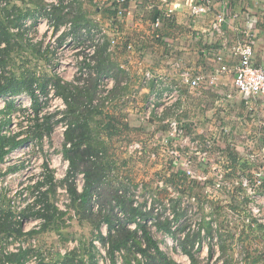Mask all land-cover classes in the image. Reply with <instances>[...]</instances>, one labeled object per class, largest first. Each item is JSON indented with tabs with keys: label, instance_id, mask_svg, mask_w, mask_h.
Here are the masks:
<instances>
[{
	"label": "crops",
	"instance_id": "1",
	"mask_svg": "<svg viewBox=\"0 0 264 264\" xmlns=\"http://www.w3.org/2000/svg\"><path fill=\"white\" fill-rule=\"evenodd\" d=\"M91 1L97 8L94 16L86 18L105 26L109 39L118 43L109 51L107 42L121 76V88L112 95L107 112L108 120L114 119L112 123L116 125L111 126V133L107 131L106 138L111 164L116 165L122 157H137L129 152L128 156L117 153L114 148L122 142L114 143L113 138L118 134L131 137L134 129L130 117L136 115L143 121L138 127L137 141L144 150L138 158H147L156 167L172 166L167 181H174L179 193L185 188L181 183L188 181L183 160H167L155 137L164 136L173 120L189 137L195 151L209 153L210 162L195 167L210 177L209 182L221 174L235 183L252 177L257 169H264V100L237 90L234 68L238 60L232 51L237 43L249 42L254 49V64L264 67V0L215 2L201 16H193L190 0H127L126 16L115 19L109 15V9L117 4L116 0ZM219 16H223L224 22L214 29ZM223 66H227V72L221 71ZM185 70L202 78L199 87L182 81L181 73ZM207 142L212 143L211 148L204 146ZM181 150L188 153V147ZM127 165L130 168V160ZM224 189L216 198L205 195L211 215H218L225 223V233L230 223L238 228L246 264H264V255L257 251L264 246V225L250 219L249 200L242 186L233 184ZM257 192L263 200L264 182ZM261 208L264 213V204ZM246 219L254 226L247 225ZM225 249L229 248L223 243Z\"/></svg>",
	"mask_w": 264,
	"mask_h": 264
},
{
	"label": "rangeland",
	"instance_id": "2",
	"mask_svg": "<svg viewBox=\"0 0 264 264\" xmlns=\"http://www.w3.org/2000/svg\"><path fill=\"white\" fill-rule=\"evenodd\" d=\"M2 2L5 3L1 5L0 2V12H2V16H4V10L10 11L14 6L21 8L24 14L28 9H32V11L37 9L35 7L36 0H2ZM46 5L48 4L46 0H44L43 6ZM96 8L97 5L89 0H76L72 7L77 13L84 12L87 15L93 16ZM36 14L37 17L44 20H53L48 17L44 11H40V13ZM71 19L72 17H69L60 25L64 26L65 23L71 22ZM89 19L91 20V25H96V22H93L95 21L93 18ZM55 24L57 23L55 22ZM74 34L76 37H79L78 31L74 32ZM68 37L69 33L66 32L62 34L58 38L59 44L63 45ZM20 40L23 41V46H21ZM75 42V45L82 43L78 39H75ZM17 43H19V45L14 46L9 52V58H7L8 60L6 59V63L1 65L6 73V78H20L22 75L29 76L30 74H34L39 83H50L52 80V83L56 85L58 94L63 98L65 95H68L71 99L69 92L62 91L54 82L56 79L60 80L54 71V63L58 58L56 57L57 51L55 49H49L50 44L43 29L37 27L31 28L27 34L25 32L23 38L17 37ZM38 50H42L44 54H39ZM3 55L5 54L3 53ZM74 56L73 49H69L62 55V60L66 63H70L73 61ZM37 73H40V77H38ZM99 78L96 72L92 70V76L86 83L87 86H85L87 89L91 90L92 93L95 88L93 97H90L89 91H84L86 89L84 87L80 88L73 84H62L61 80L60 83L72 92H74V89L83 91L77 96L78 113L83 114V116L93 115L90 119L92 124L91 128L95 134L94 139L97 137L98 140L95 139L96 144H100V146L103 147L100 150L102 156H100V159L95 160L98 164L101 163L100 173L101 176H103V181L99 185V188L95 190L92 199L86 207L80 208L74 206L73 197L71 196V202L68 204L69 212H59L52 223L46 227L43 226L40 231L32 235L38 240V246L36 249L24 251L27 253L29 252L27 264H40V261H42L43 264L58 263L64 259L60 250L67 251V255L69 253H74L77 262L83 260V262L86 261L90 263L94 261L98 255L93 241L101 238L99 234L100 229L106 226L109 230L119 225L116 233H114L115 235H113V239L121 236L124 227L129 231H138L136 241L139 242L143 248H146L142 232L138 229L139 224L146 226L164 257L173 264H177L171 255L176 245L190 257H193L191 264H219L204 260L203 248L197 247L200 243H202V245L203 243L207 244V240H203L202 238L201 232L203 229H206L209 234L213 233V235L218 238L214 246L218 247L222 256L221 260L224 262L223 264H245L241 263L240 257L242 255L239 254L245 251V249L241 247L242 243L239 241L235 244V235L230 229L227 233L224 232L225 223L220 220L218 215H214L213 221L214 223H218L219 227H217V229L212 228V230L207 229L210 222L206 223L205 217L211 214V210H209L210 207L208 206L209 204H207L209 200L205 197L206 194L203 186L198 187L192 185L193 187L184 188L179 195H177L174 186L167 182V179H169L167 175L171 173L172 166H162V168L156 167L155 163L148 162L147 158H145V161L139 159L138 156L140 154L137 152L131 153L137 154V157L134 159L135 155H132L129 158L130 168H127V162L129 160L123 157L119 159L116 165L110 163V151L106 140L107 131L104 130V125L107 121V112L111 109L112 103L108 105L103 103L102 106L99 105L101 106L99 109H96L92 113L86 108L87 104L90 103V98L94 100L98 97ZM119 105L122 107L124 106L123 104ZM43 106L44 113L52 114L47 116L45 121L48 119L50 125L52 122L53 128H57L60 124L58 112L51 110L52 103L50 104L49 100H46ZM135 106H137V104H135ZM10 110H12V108ZM5 114H7V112ZM67 115L71 124L73 123L76 125L79 122L75 117L69 115V112ZM36 119L20 118L18 120V134L32 141L33 144L29 145L27 149L22 148L16 155L10 154L6 158L5 163L2 164L3 166H0V218L7 217L8 220L15 225V228H18V224L22 219L23 232L25 233L24 236L23 234L19 235L17 233L12 236L7 235L5 232L0 233L1 261L4 257L14 256L21 252H14V250H17L15 241L25 236H31L25 232V230L30 227V218L34 219L39 217L37 215L38 211L36 210V206L33 204V192L36 193L33 188V182L42 176L40 170L45 168V164L47 163L46 159L49 160V165H51V160L54 155L65 153L64 147L67 141L66 137H60L54 131H42V136H48V140L45 141L46 144H44L45 149L42 148V137L39 138L40 132L36 128L38 123ZM42 121L43 118H40V122ZM130 124L134 129L131 137L124 136L123 134H118L115 137L112 135L115 139L114 143L122 142L120 147H116L117 149L114 148V150L122 156H124V154L126 156L130 155L127 150L129 145L140 143L137 141V137H139L138 127L143 125L142 119L133 115L130 117ZM125 143H127L126 146H124ZM124 161L127 162L124 163ZM84 169V167H80L79 172H84ZM54 181L56 188L58 185H62L66 182L60 179ZM71 184V182L67 183L68 186ZM166 184H169L170 190L166 189ZM211 184H213V182H208L207 185L209 186ZM56 188H53L48 196L40 199L41 202L45 203L46 207L47 204L49 206H54L57 200ZM190 189L192 191H190ZM222 190L224 191L225 189L223 188ZM194 196L197 198V201L190 202L188 197ZM95 203L99 205V210L93 208ZM149 204L151 205V210L144 212L142 208L148 207ZM134 209H140L143 214H136V220H134ZM119 212H122L124 217L120 218L118 215ZM49 213L53 214V210ZM72 213H75V217H72ZM138 219H140V221ZM135 224L136 228H133ZM223 234H226V236H223ZM109 235L110 233L105 237L106 239L108 238L107 242L111 247L113 239L110 238ZM100 242L103 244L102 241ZM223 243L226 248L229 249L223 250ZM237 246L239 248H237ZM124 249L125 254L122 262L124 261V263L128 264L130 261L134 260L135 263H137V250L132 242L129 243V248L125 247ZM254 249L257 250L255 246ZM257 251L264 255V246H260ZM149 254L156 255L154 250L149 251ZM31 255L32 258L37 257L36 263L29 260V256ZM159 259V257L156 259V264H165Z\"/></svg>",
	"mask_w": 264,
	"mask_h": 264
},
{
	"label": "built area",
	"instance_id": "3",
	"mask_svg": "<svg viewBox=\"0 0 264 264\" xmlns=\"http://www.w3.org/2000/svg\"><path fill=\"white\" fill-rule=\"evenodd\" d=\"M73 0H65V5L69 4ZM224 0H190V8L193 16H201L206 14L211 5L215 2H221ZM48 11H51L53 5L58 4V0H46ZM126 2L127 0H116L117 5L114 6L113 10L117 12L116 16L118 18H124L127 14L126 10ZM5 3L1 2V5ZM224 22L223 16H219L217 21L214 23L213 28L219 29L221 24ZM39 28L43 29L44 33H46L48 41H49V49H55L57 51L56 57H58L54 63V71L58 75L62 84H73L78 87L87 86V82L92 76V69L96 65V54L100 46L104 45L107 42H110L109 51H112L114 47L118 45L115 39H109V34L107 28L105 26H101L100 24L91 25L88 28H82L79 33V37H76L73 31V23H65L64 26L60 25L56 26L54 20H44L39 17L34 18H26L22 21V31L27 32L30 31L31 28ZM19 31L18 28L12 29V32L17 33ZM69 33V37L67 41L61 45L59 44L58 38L64 34ZM75 39L81 41V44L75 45ZM5 45L2 44L1 48ZM73 49V53L75 56L73 57V61L70 63H66L62 60V55L66 53L67 50ZM233 54L236 56L238 62L236 67L234 68V81L237 90L243 95H250L252 98H262L264 100V67L256 66L254 64V49L253 46L249 42H241L237 43L233 47ZM222 72H227V66H223L221 68ZM38 77H40V73H37ZM6 77V73L4 68L0 65V82ZM182 81L190 85L191 87H199L202 82V78L198 76H194L192 72L185 70L181 73ZM215 80L218 77H214ZM99 94L98 99L93 100V105L112 103L111 93L115 89L116 82L112 77L100 76L99 78ZM46 100L52 103L51 110H55L58 112V117L60 119V124L57 128H53V124L51 122L50 131H54L60 137H65L66 133L69 131L71 122L67 118V110L68 104L65 98L61 97L57 90L56 85L52 82L47 83L46 89L43 91L38 82L33 84L32 90L29 91H21L19 93H7L0 95V126H1V135L6 136L8 138H14L17 141L27 142L23 143L20 147L12 149L5 156L3 162L0 163V166L5 163L6 158L10 154H18L22 148H29V145H32L33 142L25 139L19 135V130L17 128L18 120L21 119H36L38 123H44L45 118L49 115L48 113H44L45 111L43 104ZM9 107H12V110L7 112ZM14 110V111H13ZM13 111V112H11ZM7 112V114H5ZM11 112V113H10ZM44 116V117H43ZM40 118H43V121L40 122ZM37 123V124H38ZM264 128V123H263ZM48 132L47 130H43ZM43 135V132L39 136L41 138V142H43V149H45L44 144L45 141L48 140L47 135ZM159 141V145L161 148V154L167 157V160L178 162L183 160L184 169L186 172V176L188 177V182L197 183L198 185H203L205 194L209 197L216 198L222 192V189L225 187H231L233 184L237 186H242L244 189V196L249 200L247 205L248 214H250V219H256L258 223L264 225V213L261 208V204H264V199L261 200L258 196V189L263 185L264 182V169L260 168L252 172V177L245 178L239 182H230L227 181L223 175L218 174L215 176V181L211 185H207L210 177L197 170L195 167L199 163H207L209 161V153L203 150H197L193 148L189 137L186 135L184 130L179 126L177 121H171L169 123L168 132L164 136H155ZM67 148L71 147V143L65 144ZM207 148L212 147L211 142H207L204 144ZM188 147V153L182 151V148ZM207 148V149H208ZM8 149V148H7ZM49 149V148H48ZM129 153H138L142 155L144 146L141 143H133L128 146ZM154 157V156H153ZM47 163L45 164V168L41 169L40 172L42 174L37 180L33 182L34 190L36 193L34 194L33 204L36 206L37 211H41L43 213H47L45 210V203L41 202L40 199L45 198L44 195L48 196L50 191L55 187L54 180L60 179L65 180L66 182L62 185H58L56 188L57 200L54 206L57 208V212L59 213H68V204L71 202V192L70 186L67 185L68 182H71L75 187L78 193H82L84 191L86 185V176L84 172L74 173L71 168V162L68 158L65 157L64 153H59L54 155L51 160V165H49V160L46 159ZM210 162V161H209ZM208 162V163H209ZM207 163V164H208ZM3 166V165H2ZM11 176V175H10ZM193 185V184H192ZM164 186V185H163ZM165 187V186H164ZM166 189H169V186L166 185ZM177 191V190H176ZM122 193V192H120ZM179 195V192H176ZM175 195V194H174ZM189 201H197V198L188 197ZM138 207V205H137ZM93 208L95 210H99V205L94 204ZM144 212L151 210V205L148 207L142 208ZM209 210H211L209 208ZM119 217H124L122 212L118 213ZM72 217H75V213H72ZM214 215H209L205 217V222H210L211 228L217 229L218 223H214L213 221ZM21 218V217H19ZM250 219H246V224L249 226H254ZM140 221V219H138ZM21 223L23 224V220L21 219ZM47 223V220L43 216H39L37 218H30V227L25 230L29 235L32 232H38L42 229V227ZM106 226V225H105ZM230 230L235 235V244L239 242V232L238 228L232 223L229 224ZM119 228V225H116L112 230L108 227H103L100 229V239H96L93 241L95 248L97 249V257L94 261L86 264H113L112 256L109 253L111 250L110 244L107 240L104 242L102 237L107 236V234H114L116 229ZM136 228V224L133 226ZM22 226V232H23ZM229 230V229H228ZM221 231V230H220ZM225 230L224 232H226ZM222 233V232H220ZM203 240H207V244L200 243L197 245L199 248H203V259L209 261L210 263H219L223 264L222 256L218 247L214 245L217 242V237L212 234L207 233L206 229H203L202 232ZM25 233L23 232V236ZM25 236L17 241H15V246L17 250L14 252L33 250L37 248L38 240L34 236ZM106 238V237H105ZM102 241L103 244L100 242ZM241 247L242 244H241ZM237 248H239L237 246ZM125 249H120L116 251L114 254V260L116 264H126L124 261L122 262L123 256L125 254ZM64 259L55 264H64L65 258L67 257V251L60 250ZM242 253V252H241ZM241 253H239L241 255ZM173 259L177 264H191L193 261V257L186 254L178 245H176L175 250L171 252ZM136 258L142 262V264L146 261V259L140 254H136ZM29 260L31 262L36 263L37 257L29 256ZM241 263L246 264V258L240 257ZM42 261H40L41 263ZM84 262V264H85ZM0 264H7L0 260ZM27 264V263H26ZM45 264V263H44ZM50 264V263H47ZM70 264H77L70 263ZM128 264H135V261H130Z\"/></svg>",
	"mask_w": 264,
	"mask_h": 264
},
{
	"label": "trees",
	"instance_id": "4",
	"mask_svg": "<svg viewBox=\"0 0 264 264\" xmlns=\"http://www.w3.org/2000/svg\"><path fill=\"white\" fill-rule=\"evenodd\" d=\"M44 0H36L35 7L37 8L35 11H32V9H28L26 13L24 14L21 11V8L14 6L12 10H4L2 16V12H0V45L4 44L5 46L1 48L0 46V65H3L6 63V59L9 58V52L14 48V46L19 45L17 43V37L23 38L25 36V31H22V21L26 18H34L37 17L36 13H40V11H44L48 17L55 20L57 23V27L60 26V24L64 23L65 20H67L69 17H72L71 22L73 23V31L80 33L82 28H88L91 26V21L86 18L87 14L84 12H76L75 9H72L73 4L76 0L71 1L69 4L65 5V0H59L58 4L53 5L51 8V11H48V7L43 6ZM91 1V0H89ZM2 2V0H0ZM127 3V2H126ZM117 4L113 5L112 7L116 6ZM109 9V15H111L114 19L116 17L117 12L115 10ZM18 28L19 31L17 33L12 32V29ZM24 40V39H23ZM21 46H23V41L20 40ZM5 55H3V53ZM39 54H42V50H38ZM44 54V53H43ZM8 60V59H7ZM96 65L93 67V71L96 72L97 76H107V77H114L117 86L115 87V90L111 93V98L113 94H116L120 90V73H118L120 70L116 67L115 62L112 60L110 53L108 52V46L107 43L100 46L98 49V52L96 54ZM35 82H38V79L35 77L34 74H30L29 76L22 75L20 78H4L2 82H0V95L7 94V93H19L21 91H31L33 84ZM52 82V80L50 81ZM59 89H62L64 92H69V96L71 95V99L68 97V95H65L64 98L66 99L68 105L67 114L69 112V115L75 117L79 122L75 124H71L69 131L66 133V143H71V147L67 148L65 145V157L68 158L71 162V168L74 172H79L80 167H84V173L86 176V185L84 188V191L82 193H78L73 186V184L70 185V192L71 196L73 197V205L78 207H86L90 200L92 199L95 190L99 188V185L103 181V176H101V163L98 164L97 159H100V156H102V152H100L101 147L100 144H96V140L98 138L96 137L94 139V132L91 124V117L92 116H83V114L78 113L79 107L77 106V96L80 95L83 91L80 89H74V92L67 89V87H64L61 85L60 80L54 81ZM39 83V82H38ZM40 87L45 90L47 86V82L45 83H39ZM81 88V87H80ZM83 88V87H82ZM84 88H86L84 86ZM85 92L89 91L90 97L94 96L95 94V88L93 90V93L89 89H85ZM90 103L87 104V107L91 113L95 111L96 109H99L103 105H93V99L90 98ZM12 107H9L8 111H10ZM68 116V115H67ZM107 121L105 123L104 130L109 131L111 126L116 127L112 123V119L108 120V116H106ZM116 124L122 125L120 122ZM36 128L40 132L39 135H41L43 130L50 131V125L49 120L47 119L45 123H38L36 125ZM118 130V129H114ZM0 132H1V126H0ZM110 132V131H109ZM111 133V132H110ZM108 133L110 136L112 134ZM27 142V140L24 141H17L14 138H8L6 136H2L0 133V163L3 162L5 156L8 154V152L12 149H15L17 147H20L23 143ZM104 142V141H103ZM102 145V144H101ZM8 148V149H7ZM168 183H171L173 186H176V183L174 181H167ZM181 184L185 185V188H190V186L193 184L196 185V183L188 182L187 180L183 181ZM167 186L169 184H166ZM46 197V195H44ZM53 208V209H50ZM45 210L47 213H43L41 211L37 212L38 216H43L46 218L47 223L44 225V227L48 226L56 215L58 214L57 208L55 206H49L47 204V207L45 205ZM53 210V214H50L49 212ZM134 217L136 214H142V211L140 209H134L133 210ZM143 215V214H142ZM136 220V217L135 219ZM13 223L8 220V218H0V233L5 232L7 235L12 236L13 234H19L22 235V223L19 222L18 228L14 227ZM113 229V228H112ZM111 229V230H112ZM118 229V228H117ZM116 229V230H117ZM142 232L143 240L146 244V248H143L142 245H140L139 242L136 241V237L138 235V231L133 232L127 230L126 227L123 228V232H121V236L119 238L113 239V235H109L110 238H112V246L110 250V254L113 259V264L115 263L114 260V254L116 251H119L120 249L129 248V243L132 242V244L136 248V253H140L145 259L146 263L143 264H156V259L158 257L159 260L165 264H173L172 262L168 261L167 258L164 257L162 252L160 251L157 243L153 240L152 236L150 235L149 231L147 230L145 225L139 224V228ZM139 230V231H140ZM36 232H32L30 235L35 234ZM116 233V232H115ZM101 236V235H100ZM103 241L105 242L108 240L105 237H102ZM154 250L155 256L150 255L149 251ZM132 251V250H131ZM29 253V252H28ZM28 253L21 251L20 253L14 255V256H7V258L4 257L2 260L4 263L7 264H26ZM7 259V260H6ZM64 264H70V263H76V257L74 253H69L67 257L65 258ZM138 260V259H137ZM40 264H43L42 262ZM77 264H84L83 260H80L77 262ZM135 264H142L141 261H137Z\"/></svg>",
	"mask_w": 264,
	"mask_h": 264
}]
</instances>
